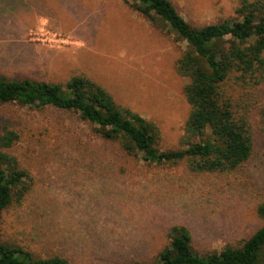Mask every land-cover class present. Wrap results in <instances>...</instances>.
I'll return each instance as SVG.
<instances>
[{"label":"rangeland","instance_id":"rangeland-1","mask_svg":"<svg viewBox=\"0 0 264 264\" xmlns=\"http://www.w3.org/2000/svg\"><path fill=\"white\" fill-rule=\"evenodd\" d=\"M192 23L234 14L236 0H172ZM135 0H0V76L63 83L85 74L122 106L155 121L161 147H180L190 105L176 71L186 43L153 26ZM45 16L46 18L42 17ZM264 101V87L260 89ZM20 139L12 152L33 175L24 203L5 211L2 240L72 264L146 259L185 225L200 253L238 243L262 224L264 134L251 158L228 175L184 164H149L100 138L79 113L19 102L0 104V131Z\"/></svg>","mask_w":264,"mask_h":264},{"label":"trees","instance_id":"trees-1","mask_svg":"<svg viewBox=\"0 0 264 264\" xmlns=\"http://www.w3.org/2000/svg\"><path fill=\"white\" fill-rule=\"evenodd\" d=\"M234 14L196 25L172 0H135L132 4L156 26L167 25L186 49L176 71L187 79L184 95L190 105L180 147H161L158 124L122 106L102 85L85 74L63 83L0 76V104L19 102L79 113L97 136L117 142L128 155L149 164L191 172L228 175L251 158L256 129L264 134V0H236ZM19 133L0 131V225L5 211L20 206L33 190L34 177L12 150ZM262 224L238 243L200 253L185 225L168 231L170 243L146 259L120 264H264V200L257 207ZM0 264H72L60 254L41 256L25 245L2 240Z\"/></svg>","mask_w":264,"mask_h":264},{"label":"crops","instance_id":"crops-1","mask_svg":"<svg viewBox=\"0 0 264 264\" xmlns=\"http://www.w3.org/2000/svg\"><path fill=\"white\" fill-rule=\"evenodd\" d=\"M42 17L46 18L45 16H42Z\"/></svg>","mask_w":264,"mask_h":264}]
</instances>
